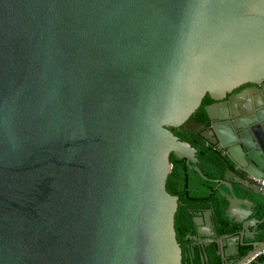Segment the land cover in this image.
Returning <instances> with one entry per match:
<instances>
[{
  "label": "water",
  "instance_id": "obj_1",
  "mask_svg": "<svg viewBox=\"0 0 264 264\" xmlns=\"http://www.w3.org/2000/svg\"><path fill=\"white\" fill-rule=\"evenodd\" d=\"M263 81L264 0H0V264H181L172 155L207 178L180 127L234 166L219 182L241 232L215 243L239 255L261 220L233 184L264 196V135L237 139L227 102L205 108L216 132L189 120Z\"/></svg>",
  "mask_w": 264,
  "mask_h": 264
},
{
  "label": "trees",
  "instance_id": "obj_2",
  "mask_svg": "<svg viewBox=\"0 0 264 264\" xmlns=\"http://www.w3.org/2000/svg\"><path fill=\"white\" fill-rule=\"evenodd\" d=\"M172 131L196 149L198 159L196 165L207 178L204 179L195 171L192 163H186L184 159H177L172 155L173 169L167 181V189L171 194L179 196L175 227L178 242L183 248L181 264H201L199 258L191 262L185 257L188 236L196 234L197 226L194 219L199 211L212 210L219 235L237 234L241 231V224L230 219L227 214L229 201L224 193L229 194L230 192L219 182L224 178L226 171L234 166L228 157L222 155L212 146L206 145L198 136L181 133L175 129ZM233 190L240 199H248L253 202V215L261 220L256 229V237L245 239V244L240 246V255L245 256L254 248L256 242H264V196L248 190L240 184H233ZM217 248V245L209 248L207 264H223L221 257L216 253ZM199 252V249H196L197 255Z\"/></svg>",
  "mask_w": 264,
  "mask_h": 264
},
{
  "label": "flooded vegetation",
  "instance_id": "obj_3",
  "mask_svg": "<svg viewBox=\"0 0 264 264\" xmlns=\"http://www.w3.org/2000/svg\"><path fill=\"white\" fill-rule=\"evenodd\" d=\"M257 88H259V89L257 90ZM244 93H247L248 95H251V96L253 95L252 100H250L251 111L245 110V108L243 106L244 105V102H243L244 100L238 97V95L244 94ZM255 94H258V96H259L258 99L254 98ZM222 102H227V106L229 108V112H228L229 118H228L227 121L233 122V124L234 123L235 124L239 123L241 120H245L246 121L248 119H255V118L257 119V121H259V119H260L259 112H260V110L262 108H264V81L261 83V85H255V84H251V83L244 84L241 87L235 89L231 94H228L227 97L223 101H219L218 102V101H215V100L211 99L209 96H206L204 98L200 108L191 116V119L189 120V122L196 121L199 124H205L206 125L205 128L207 130H212V131L214 130L216 132V130L213 128V125L214 124H221L224 121L221 120L220 118L214 119V120H211L210 118H208V116H207V114L205 112V108L213 106V105H216L218 103H222ZM235 124L232 125V132H233L234 136L237 139H239V137H241V133L245 129L246 130L248 129L247 130L248 134L251 136V138L254 141L260 140L262 138L261 137L262 134L264 135V129H263L264 123L261 124V129H260L261 131L260 132L255 129V127H254L255 124L254 123H250L249 124V128H247V127H245L243 125L239 128V125H235ZM175 130L178 131V132L181 131V133H188V132L184 131L182 127L177 128ZM188 134L189 135L198 136L202 141L205 142L206 145L212 146L215 150L219 151L222 155L226 151V150L220 148V145L223 144V143H222V141L220 142V140H218L219 138H216L213 133H212V136L216 138V140H217L216 143H211L210 141H206V140H204L203 138H201L197 134H190V133H188ZM221 138H223L225 141L229 140L228 133H224V135ZM185 161H186V163H189L187 160H185ZM229 169H233V168H229ZM235 172H236L237 175H239L241 177H247V175L244 172H242V171L236 170ZM245 200H248V199H245ZM250 210H252V206L250 208H248L247 210H245L244 212L242 211L243 213L241 215L244 216V217L248 216L249 213H250ZM237 215H239V214L237 213ZM197 218L202 219L203 222H204V223H202V226L206 227L205 231H204V236L197 235L198 225L195 222L196 226H197L196 234L188 236V243L186 245L187 250H186V253H185V257L188 260H190L191 262H193L195 259L199 258V260L201 261V264H207L208 256H209V254H208L209 248L213 247V245H217L215 243V241L218 240L219 238H221L222 236L226 235V234L219 235L217 233V226H216L215 221L213 220L212 210L211 209H206L204 211H199L198 214L195 216L194 220H196ZM250 218L251 219L252 218H256L253 215V210H252V215L250 216ZM208 220L212 221V224L214 226L213 225H211V226L209 225L208 226V223H209ZM253 231H256V229H253ZM255 237H256V235H255ZM247 238H249V237H245V239H247ZM245 239H244V241L242 242L241 245L245 244ZM217 247H218V245H217ZM196 249H199V251H200L198 253V255L196 254ZM262 251L259 252L260 253L259 257L260 258L258 259V261H256L253 264H261L262 262H264V256L262 255L263 253H261ZM219 252H220L219 248H217L216 253L218 255H219ZM182 254H183V248H182ZM245 256H241L240 255V248H239V255L230 256V257L227 258L226 261L223 260L221 256L220 257H221V259L223 261V264H232L233 262H237V261H239L240 259H242ZM261 258H263V260H261ZM254 259L255 258L252 257V260H250V261H253Z\"/></svg>",
  "mask_w": 264,
  "mask_h": 264
},
{
  "label": "built area",
  "instance_id": "obj_4",
  "mask_svg": "<svg viewBox=\"0 0 264 264\" xmlns=\"http://www.w3.org/2000/svg\"><path fill=\"white\" fill-rule=\"evenodd\" d=\"M257 183H259L261 185V187L264 188V181H257ZM263 252H264V250L261 253H263Z\"/></svg>",
  "mask_w": 264,
  "mask_h": 264
},
{
  "label": "crops",
  "instance_id": "obj_5",
  "mask_svg": "<svg viewBox=\"0 0 264 264\" xmlns=\"http://www.w3.org/2000/svg\"><path fill=\"white\" fill-rule=\"evenodd\" d=\"M243 207H244L243 205L238 204V208H243ZM240 212H242V210Z\"/></svg>",
  "mask_w": 264,
  "mask_h": 264
}]
</instances>
